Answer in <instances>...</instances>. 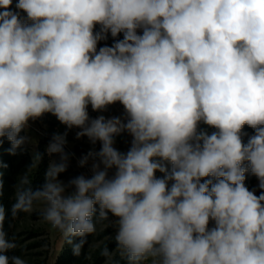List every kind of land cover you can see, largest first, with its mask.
I'll use <instances>...</instances> for the list:
<instances>
[{
    "label": "clouds",
    "instance_id": "obj_1",
    "mask_svg": "<svg viewBox=\"0 0 264 264\" xmlns=\"http://www.w3.org/2000/svg\"><path fill=\"white\" fill-rule=\"evenodd\" d=\"M13 2L0 0V144L14 155L29 121L51 114L101 147L79 160L92 175L65 183L67 133L54 134L59 162L33 188V152L11 217L39 207L77 256L107 222L126 264H264V0ZM109 33L123 38L98 48ZM116 103L122 117L90 118ZM7 215L0 203V264H26L9 255Z\"/></svg>",
    "mask_w": 264,
    "mask_h": 264
},
{
    "label": "rangeland",
    "instance_id": "obj_2",
    "mask_svg": "<svg viewBox=\"0 0 264 264\" xmlns=\"http://www.w3.org/2000/svg\"><path fill=\"white\" fill-rule=\"evenodd\" d=\"M15 2L16 0L13 2V10H15ZM21 15L25 14L21 13ZM122 38V34L117 38H113L109 33L106 40L98 43V48L104 45L111 46L114 43V39ZM202 128L209 134L215 131V129L209 128L206 125H202ZM249 136L251 135L246 133L243 138L245 142H247ZM51 142H45L40 146L35 141L29 142L22 148L17 149L14 155L9 152L11 144L7 138H3V142L0 144V156L3 157V160L0 161V173H2L0 179L3 181L4 177H9L6 180L9 187H4L2 195H0V203L8 211L4 229L8 233L9 239L15 238L18 244L17 249L10 252L9 255L20 256L26 261V264H62L63 253L69 246V244L64 242L58 230L52 229L49 224L42 221L39 207L34 209L32 213H19L16 218H12L10 215V207L14 201V186L19 177L29 171L32 165L33 152H39L42 156L39 167L32 169L30 173L33 188L39 187L40 182H45V173L50 161L56 160L59 162L60 157L58 154L49 156L47 152L48 145ZM65 152L68 154L69 159L67 168L59 175V179L67 183L78 175L83 174L86 176L88 172L85 166L76 169L78 165L75 164L77 159L73 155V148L69 149L65 147ZM247 187L249 190H255L257 195L259 194L258 180ZM110 219L115 218L110 215ZM115 231L116 229L107 222L98 224L96 233L91 235L90 241L86 246L88 257L92 258L97 254L104 244L115 243L114 239H110V237L114 236ZM115 248L112 260L120 257ZM112 260H107L103 264H112Z\"/></svg>",
    "mask_w": 264,
    "mask_h": 264
},
{
    "label": "crops",
    "instance_id": "obj_3",
    "mask_svg": "<svg viewBox=\"0 0 264 264\" xmlns=\"http://www.w3.org/2000/svg\"><path fill=\"white\" fill-rule=\"evenodd\" d=\"M88 111L90 118H96L99 115H104L106 118H111L113 116L122 117L124 114L123 106L119 103L109 106L104 112L92 111L90 106ZM78 131H80V129L75 127L68 129L65 125L61 124L55 116L51 114H45L41 118L30 120L29 127L24 132V135H27L30 138V142L35 141L40 146L45 142L52 141L54 134L67 133V143L65 147L69 149L73 148V155L77 159L75 164L78 165L76 166V169H78V167H81L79 166V160L84 155H86L89 151H99L101 147L99 142L92 144L87 137H81L77 139L76 133ZM131 139L132 137L128 133H123L115 137L114 147H116L121 152H126L131 146ZM91 163L92 161H89L88 165L85 166L88 172L86 176L88 177L92 175Z\"/></svg>",
    "mask_w": 264,
    "mask_h": 264
},
{
    "label": "trees",
    "instance_id": "obj_4",
    "mask_svg": "<svg viewBox=\"0 0 264 264\" xmlns=\"http://www.w3.org/2000/svg\"><path fill=\"white\" fill-rule=\"evenodd\" d=\"M244 132L248 133L250 135L254 134V130L247 127V126H245V128H244ZM21 135H24V132H22ZM2 160H3V157L0 156V161H2ZM7 178H9V177L3 178V181H2L3 182V188L9 187V185L6 183ZM256 180H257V178L254 175H251L249 173V174H247L245 184H246V186H251ZM43 183H44L43 181L40 182V186ZM90 238H91V235L87 237L88 242L84 245V247L81 251V254L79 256L73 254L72 247H71V245H69L68 248L63 253V256L61 259L62 264H103L104 262H106L107 258L101 255V250L103 249V247L105 245H107L109 247L110 251L113 252L114 248L116 247V243L104 244L97 254H95L92 258H89L87 251H86V246L88 245ZM73 239H74V242H78V240H79V238H73ZM112 264H126V261L121 257H117L114 260H112Z\"/></svg>",
    "mask_w": 264,
    "mask_h": 264
},
{
    "label": "built area",
    "instance_id": "obj_5",
    "mask_svg": "<svg viewBox=\"0 0 264 264\" xmlns=\"http://www.w3.org/2000/svg\"><path fill=\"white\" fill-rule=\"evenodd\" d=\"M202 125H203V124H201V128H202ZM202 129H203V128H202ZM156 175H157V176H160V173H157Z\"/></svg>",
    "mask_w": 264,
    "mask_h": 264
}]
</instances>
